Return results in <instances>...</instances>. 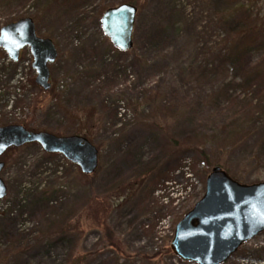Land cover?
I'll list each match as a JSON object with an SVG mask.
<instances>
[{"label":"rangeland","instance_id":"374dc122","mask_svg":"<svg viewBox=\"0 0 264 264\" xmlns=\"http://www.w3.org/2000/svg\"><path fill=\"white\" fill-rule=\"evenodd\" d=\"M131 3L121 52L100 18ZM24 18L57 58L43 91L0 49V127L83 128L98 168L37 144L1 156L0 264H189L169 246L211 169L264 182V0H0V29ZM225 264H264V232Z\"/></svg>","mask_w":264,"mask_h":264},{"label":"water","instance_id":"95a60500","mask_svg":"<svg viewBox=\"0 0 264 264\" xmlns=\"http://www.w3.org/2000/svg\"><path fill=\"white\" fill-rule=\"evenodd\" d=\"M137 8L120 4L106 9L100 26L105 37L121 52L133 47L132 32ZM28 47L32 55L35 84L44 91L50 88L48 65L57 58L50 39L35 34L30 18L20 19L0 30V48L17 62L19 51ZM37 144L46 154L61 155L84 175L98 167V150L87 139L58 137L34 132L21 125L0 127V156L10 148ZM4 164L0 162V173ZM6 186L0 178V200ZM264 232V182L240 184L220 167H213L205 179L202 198L184 214L174 227L170 242L172 254L184 263L224 264L245 243Z\"/></svg>","mask_w":264,"mask_h":264},{"label":"trees","instance_id":"16d2710c","mask_svg":"<svg viewBox=\"0 0 264 264\" xmlns=\"http://www.w3.org/2000/svg\"><path fill=\"white\" fill-rule=\"evenodd\" d=\"M132 5H133V3H131ZM25 127V126H24ZM26 128V127H25ZM82 130H84L83 128H81V129H77V130H74L72 133H69V134H75V135H78V134H80V133H82L81 131ZM85 136H86V138H88L87 137V133L85 132V134H84ZM85 138V137H84ZM201 154V156L203 155L204 156V154L203 153H200ZM205 157V156H204ZM220 166V168L222 167L221 165H217V167H219ZM105 230H106V232L108 231V228H104ZM108 233V232H107ZM111 245V244H110Z\"/></svg>","mask_w":264,"mask_h":264},{"label":"built area","instance_id":"2783aa9c","mask_svg":"<svg viewBox=\"0 0 264 264\" xmlns=\"http://www.w3.org/2000/svg\"><path fill=\"white\" fill-rule=\"evenodd\" d=\"M24 66H28V60L24 63Z\"/></svg>","mask_w":264,"mask_h":264}]
</instances>
